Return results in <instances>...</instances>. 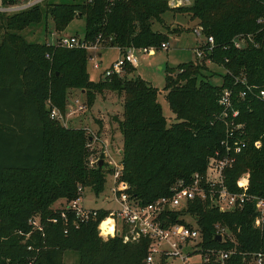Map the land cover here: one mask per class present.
<instances>
[{
    "label": "trees",
    "instance_id": "1",
    "mask_svg": "<svg viewBox=\"0 0 264 264\" xmlns=\"http://www.w3.org/2000/svg\"><path fill=\"white\" fill-rule=\"evenodd\" d=\"M1 1L4 6L17 4V0ZM112 1H48L43 7L35 3L0 10V264H65L67 250L76 254L74 264H144L146 238L124 242L121 235L107 239L98 235L97 224L108 209L98 208L96 217L74 225L72 210H67L65 221L61 208L54 206L59 199L76 198L79 185L99 194L112 169L102 153L101 165H89L94 148L86 126L67 125L50 116L53 105L65 115L70 87L84 89L88 103L104 89L123 95L118 119L123 136L121 178L142 204L170 195L177 181L189 182L194 173L204 172L226 131L225 119L218 117L223 109L218 99L224 88L231 89L226 119L243 123L239 137L246 144L225 168V183L231 190L241 189L236 181L246 172L248 192L264 196V96H257L256 88L240 96L243 77L264 89V47L248 41L237 48L232 43L240 33L261 39L264 0H190L179 6H171L168 0ZM43 8L56 31L75 16L84 17L86 40L94 41L100 34L102 43L120 51L132 45L158 47L167 35L154 29L153 22L163 23L169 10L185 11L205 36H213L215 45L202 58L166 68L163 89L176 117L167 124L157 99L158 87L138 74L115 73L94 81L87 71L85 48L26 40L20 31L41 21ZM258 17L263 21L257 22ZM207 61L224 67L220 84L208 80L203 71ZM134 69L125 66L126 72ZM231 109L238 110L237 116L232 118ZM254 213L252 201L222 211L195 198L185 208L166 211L163 218L166 223H195L202 247L235 248L227 264H253L251 253L264 252V225H253ZM36 214L42 231L28 222ZM218 227L225 230L220 239Z\"/></svg>",
    "mask_w": 264,
    "mask_h": 264
},
{
    "label": "built area",
    "instance_id": "2",
    "mask_svg": "<svg viewBox=\"0 0 264 264\" xmlns=\"http://www.w3.org/2000/svg\"><path fill=\"white\" fill-rule=\"evenodd\" d=\"M25 3L16 5L15 9L30 6L38 3L41 0H25ZM112 1V0H111ZM113 2V1H112ZM171 6H178L190 3V0H168ZM263 17H258L257 22H262ZM193 32L197 36H204L200 45L196 48V56L202 58L206 53L211 52L215 42L212 35L205 36L202 28L197 24L193 28ZM260 40H256L251 33L237 34L232 38V43L235 47L240 48L250 41L255 46L264 47V31ZM100 34L94 41L86 40L83 36L79 37L76 34H60L55 43L64 47H80L85 49L97 50L102 43ZM154 48H168V42L163 41L158 47L153 45L129 46L124 51H120L117 58L114 59L108 67L104 69V75L121 74L125 71L127 64L136 66L139 61V53H149ZM119 49V48H118ZM120 50V49H119ZM100 55V52H97ZM96 53L89 56L90 59H95L98 56ZM94 66L98 67L99 62L94 61ZM244 84V89L240 91V96H244L247 90L252 88L258 89L257 96H264V89L259 88L256 84H250L243 77L241 79ZM232 90L224 88L219 96V103L223 106L222 111L218 115L225 119L226 131L225 136L220 142V148H217L207 160V164L203 173H194L189 182L183 180L177 181L172 186L170 195H162L148 203H140L136 197L129 192V184L121 178L122 162L119 160L107 162L112 168L109 171V176L112 178V185L109 188L107 199L117 203L115 207H106L108 214L103 217L97 224L98 234L103 238L121 235L122 240L138 241L141 238L148 240L147 253L143 259L144 264H168V258L178 257L182 260V264H189V255L198 252L201 256L202 264H227L230 256L235 252V248L216 249L210 247H202L201 232L195 223L187 225L183 222L166 223L163 215L166 211L172 209H181L188 206L189 202L195 198L206 202L209 206L216 207L219 210H233L242 208L247 201H252L254 204L253 225L262 227L264 225V196L251 194L248 192L249 175L244 172L237 178L236 184L241 189L231 190L225 183V168L231 166L236 159V154L239 153L246 142L241 140L239 135L242 133V122H235L233 119H226L229 114V107L232 106ZM77 108H82L83 104L75 99ZM49 102V100H48ZM70 108L68 113H73ZM238 110L231 109L232 118L237 116ZM50 116L61 120L65 124V117L60 112L59 108L52 106ZM259 145V141L255 142ZM98 155H91L89 165H98ZM84 187L79 185L78 196L74 199L63 203L60 209V216L67 221V210H72L74 217L72 223L78 225L80 222L86 221L91 217H96L98 208L93 206H85L79 202V198L83 193ZM109 218L108 224L112 225V231L107 228L103 229L100 224ZM53 222L57 221V217L50 218ZM189 221V219H186ZM32 229L43 230V224L38 214L33 215L28 220ZM194 222V221H193ZM217 233L225 232L224 228L218 227ZM31 245H28L30 248ZM253 264H264V252L256 251L251 253ZM32 264V261H29Z\"/></svg>",
    "mask_w": 264,
    "mask_h": 264
},
{
    "label": "rangeland",
    "instance_id": "3",
    "mask_svg": "<svg viewBox=\"0 0 264 264\" xmlns=\"http://www.w3.org/2000/svg\"><path fill=\"white\" fill-rule=\"evenodd\" d=\"M48 1L77 2L81 0H41L38 3L43 7ZM25 2V0H17V4L15 5L4 6L0 0V7H8L9 9L5 10L12 11L16 10L14 8L16 5H21ZM42 12L43 16L41 21L33 22L20 31L26 40L55 42L60 34L65 33L76 34L79 37L83 36L85 27L84 17L75 16L62 31L58 32L54 29L51 16L45 13L44 8ZM163 18V23L154 21L152 27L167 35L166 41L168 42V48H154L149 53H139V62L136 68L130 72L124 71L120 75L132 77L136 72L140 77L158 87L157 99L161 104L167 124H170L176 120V117L166 99V90L163 89L166 68H176L181 62L198 59L195 50L204 39V36L201 35L199 37L193 32V28L197 25V21L196 19L190 18L189 14L185 11L169 10L163 14ZM86 50L88 57L87 71L90 79L97 81L100 78H104V69L117 58L119 52L118 47L101 43L100 48L97 50ZM97 52H100V55H98ZM94 53L98 56L92 60L89 56ZM95 60L99 62L98 67L94 66ZM206 63L207 68L203 71L207 75L208 80L214 84H220L222 82L221 73L225 70L224 67L211 61H207ZM86 94L84 89L79 87L68 88L66 94V112H69L70 108L73 109L74 112L70 117H67L65 124L71 126H86L91 136L93 135L91 146L94 148V154L98 155L102 153L106 162H111V160L117 161L121 155L119 149L122 146L123 138L122 132L118 126V119L122 118L123 112V95L115 90L104 89L100 92H96L92 102L88 103ZM75 99H78L83 104L82 108H77ZM111 185L112 178L109 176V173H107L104 189L99 194H95L90 187H84L79 202L85 206L97 208L115 207L117 203L107 199L108 193L110 194L109 188ZM67 201L66 199H62V201L57 200L54 206L61 207L63 203ZM186 219L193 221L189 217H186ZM74 254L75 253L72 251H65L63 255L65 264L75 263L76 254ZM168 264H182V260L178 257H171L168 258ZM189 264H202L201 256L198 252L189 255Z\"/></svg>",
    "mask_w": 264,
    "mask_h": 264
},
{
    "label": "bare ground",
    "instance_id": "4",
    "mask_svg": "<svg viewBox=\"0 0 264 264\" xmlns=\"http://www.w3.org/2000/svg\"><path fill=\"white\" fill-rule=\"evenodd\" d=\"M109 221H110V219H109V218H106V219L100 224V227H101L102 225H106V228H107L109 231H112L113 227H112V225L108 224ZM109 227H110V228H109Z\"/></svg>",
    "mask_w": 264,
    "mask_h": 264
},
{
    "label": "water",
    "instance_id": "5",
    "mask_svg": "<svg viewBox=\"0 0 264 264\" xmlns=\"http://www.w3.org/2000/svg\"><path fill=\"white\" fill-rule=\"evenodd\" d=\"M5 9H9V8L8 7H0V10H5ZM102 161H103V159L100 158L99 161H98V165H101ZM216 236H217L218 239L221 238V234H219V233Z\"/></svg>",
    "mask_w": 264,
    "mask_h": 264
},
{
    "label": "crops",
    "instance_id": "6",
    "mask_svg": "<svg viewBox=\"0 0 264 264\" xmlns=\"http://www.w3.org/2000/svg\"><path fill=\"white\" fill-rule=\"evenodd\" d=\"M109 46H111V45H109ZM114 46V45H113ZM119 50V49H118ZM120 53V50H119V52H118V54ZM139 62V61H138ZM137 66V65H136ZM136 66H134V68H136ZM136 73V72H135ZM72 115V113H68V112H66L65 113V115H64V117H65V121H66V119H67V117H70ZM59 200H61L62 201V199H59ZM58 200V201H59Z\"/></svg>",
    "mask_w": 264,
    "mask_h": 264
}]
</instances>
